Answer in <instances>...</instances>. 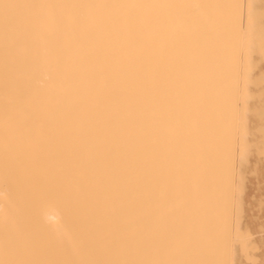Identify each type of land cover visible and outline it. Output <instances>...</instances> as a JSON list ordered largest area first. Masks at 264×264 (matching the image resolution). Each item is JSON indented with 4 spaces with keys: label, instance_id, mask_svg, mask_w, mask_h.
Segmentation results:
<instances>
[{
    "label": "bare ground",
    "instance_id": "bare-ground-1",
    "mask_svg": "<svg viewBox=\"0 0 264 264\" xmlns=\"http://www.w3.org/2000/svg\"><path fill=\"white\" fill-rule=\"evenodd\" d=\"M235 1L0 0V264L243 263Z\"/></svg>",
    "mask_w": 264,
    "mask_h": 264
},
{
    "label": "rangeland",
    "instance_id": "rangeland-1",
    "mask_svg": "<svg viewBox=\"0 0 264 264\" xmlns=\"http://www.w3.org/2000/svg\"><path fill=\"white\" fill-rule=\"evenodd\" d=\"M246 1L245 0H238L237 4L238 3L239 4L238 5L236 4V6H237L236 8L239 7L237 9V12H240V10H241V12L239 14H237L238 15L237 19H240V17H241V19H240L241 21L240 20L239 21L241 22L242 25L239 24L240 23L239 21H237V24L241 26V29H240V27H238L239 30L241 31V33L238 30V28L236 31L237 24L235 26V31H236V34L239 31V33H240L239 39H241V40L238 39L239 36L237 37V35H239V34H237V35H235L236 36V40H235L236 42L235 43H236V47L239 46V44H242V46L240 45L242 48L237 47V49L241 48L240 51L238 49L237 55H238V53H240L241 56L238 55V58L242 61L244 59V62L242 63V61L237 59V63H239V66L237 64V67H238L237 69L239 70V71L237 70L238 71L237 73L239 76L241 75L239 78L237 77V79H239V80L236 79L238 81L237 84L238 83L240 84V85H237V86H239L237 89H239V91L241 90V92L239 93V96H237V97H239V99L237 98L235 100L236 101L235 103L239 104V106H237L235 104V106H236L235 110H237V111L234 110L235 113L237 112L236 114L234 113L236 115L235 117H237V119L234 118V116H233L234 120L236 119V121H234V123H233V126H236V127H233V128H235L234 132L236 134L235 133H233V134H235L236 136L233 135L232 138L235 137L233 139H235L236 141L231 138L232 142L231 141L230 142L231 143L235 142L234 146H236V148L233 145L232 146L236 150L239 149L237 145H239V147H242L243 145L246 146L248 148V151L251 153V155L255 161H258V162L263 161L264 162V152H263V150H264V131H263L264 130V126H263L264 125V90H263L264 89V52H263L264 51V45H263V43H260V45H263V46H261L262 48L261 47L259 48L260 45H257L258 40L262 39L264 41V27H263L264 26V13H262V11L264 10V3H263L264 0L263 1L262 0H250V2H249L250 5H248L247 4L248 1L247 2ZM239 5H241V6H239ZM249 12L251 13L250 16H249ZM259 12H261V13H259ZM249 17H250V19H249ZM247 20H251V22L249 21L251 23L250 25H248ZM248 26H249V28H248ZM258 28H260V30H258ZM250 29H251V31H250ZM245 30H246V32L243 33V31H245ZM254 31L257 33H253ZM245 33H249V34L246 35ZM249 35H250V38L248 39ZM245 41L248 42V45H247V43H246V45L244 44ZM243 50H245V51L247 50L246 56H245L247 59L243 57V55H244ZM256 51H258V52H256ZM242 66H244V67H242ZM239 67H241V68H239ZM242 74H244V75H242ZM241 81L244 84H241L242 83ZM241 86L244 89L243 91L241 89ZM246 90H247V92H246ZM256 92L257 93L259 92V93L257 94ZM248 93H249V95H247ZM243 103L244 104L246 103V105H244ZM242 105H244V107ZM258 108H261L262 110H260ZM257 110H260V111H257ZM240 111H241V113H240ZM237 115H239V116H237ZM237 120L238 121L240 120V123ZM244 121H246V122H244ZM239 125L241 126L240 127L241 130L239 128ZM236 129H238L237 130L238 132L236 131ZM243 140L245 141V143ZM237 142H239V144ZM255 149H256V152H255ZM258 155H259L260 159L258 158ZM248 179H249L248 180V187L244 191V193H245L244 197H245V200L247 203V212L249 213V217L242 220V217H241L242 209L240 206V200H241L240 196L241 195H239L240 189L236 188V190L234 192L235 204H233L234 206L232 205V207H231V209H232L231 210L232 211L231 217H233V218H232L231 223H230L231 229L229 228V230H230L229 233L231 235H229L230 239L228 238V241H229L230 247L232 246L231 249H234V250L238 249L240 257L243 258L242 264H264V166H262V165L259 167L256 166L254 168V172L249 176ZM232 215H234V216H232ZM232 222H234V223H232ZM235 224L238 225V228H237V226H235ZM233 225H234V227H233ZM232 228H234L233 230H235V231H232ZM231 231H232V233H231ZM245 231L247 232V234ZM242 233H244V234H242ZM245 234L246 235L249 234V235L245 237ZM231 237H233V238H231ZM242 238H244V239H242ZM237 239H239V241H237ZM244 242H246L247 244ZM240 246L242 247L241 251H240ZM247 253L249 255H251L252 259L249 258L250 256H248ZM228 256H229V254H228ZM259 256H261L263 258V260H261V262L258 259ZM229 263H230V261H229Z\"/></svg>",
    "mask_w": 264,
    "mask_h": 264
}]
</instances>
